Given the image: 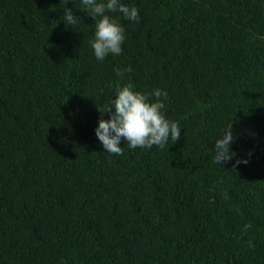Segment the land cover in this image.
Returning <instances> with one entry per match:
<instances>
[{
    "label": "trees",
    "instance_id": "16d2710c",
    "mask_svg": "<svg viewBox=\"0 0 264 264\" xmlns=\"http://www.w3.org/2000/svg\"><path fill=\"white\" fill-rule=\"evenodd\" d=\"M122 2L139 18L101 62L80 0L74 26L60 0H0V264H264V0ZM127 83L161 90L180 139L103 150Z\"/></svg>",
    "mask_w": 264,
    "mask_h": 264
},
{
    "label": "clouds",
    "instance_id": "9594fccd",
    "mask_svg": "<svg viewBox=\"0 0 264 264\" xmlns=\"http://www.w3.org/2000/svg\"><path fill=\"white\" fill-rule=\"evenodd\" d=\"M68 4L69 0H60L63 20L66 25H78L82 18L75 15V8L67 7ZM78 8L92 18L94 35L90 47L95 59L102 62L110 54L118 56L125 40V30L120 19L138 20V9L122 0H80ZM117 75L122 73L117 70ZM149 95L157 99L150 101ZM162 95L160 89H153L149 94L135 90L131 83L117 85L109 98L107 109H99L101 117L94 129L103 150L120 155L123 152L122 140L129 148L148 149L153 145L162 147L169 139H180L181 128L177 122L166 118L162 111ZM104 113L109 114L107 119L103 118ZM234 142L231 123H228L214 141V163L221 165L233 158L235 153L230 146ZM247 162L246 158H237L234 167Z\"/></svg>",
    "mask_w": 264,
    "mask_h": 264
}]
</instances>
